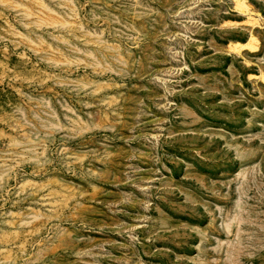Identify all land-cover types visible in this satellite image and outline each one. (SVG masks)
<instances>
[{
    "label": "rangeland",
    "instance_id": "1",
    "mask_svg": "<svg viewBox=\"0 0 264 264\" xmlns=\"http://www.w3.org/2000/svg\"><path fill=\"white\" fill-rule=\"evenodd\" d=\"M0 264H264V0H0Z\"/></svg>",
    "mask_w": 264,
    "mask_h": 264
}]
</instances>
